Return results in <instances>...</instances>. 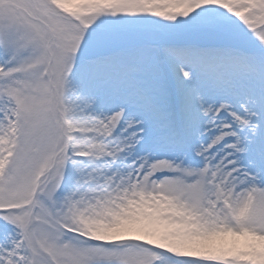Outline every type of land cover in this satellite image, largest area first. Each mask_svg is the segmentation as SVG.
I'll use <instances>...</instances> for the list:
<instances>
[{
	"label": "snow or ice",
	"instance_id": "1",
	"mask_svg": "<svg viewBox=\"0 0 264 264\" xmlns=\"http://www.w3.org/2000/svg\"><path fill=\"white\" fill-rule=\"evenodd\" d=\"M0 264H264V0H0Z\"/></svg>",
	"mask_w": 264,
	"mask_h": 264
}]
</instances>
